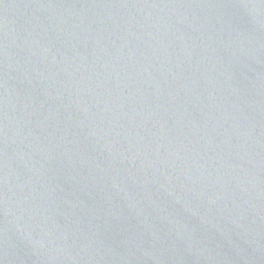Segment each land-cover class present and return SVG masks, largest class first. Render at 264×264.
Returning <instances> with one entry per match:
<instances>
[{
	"label": "water",
	"instance_id": "95a60500",
	"mask_svg": "<svg viewBox=\"0 0 264 264\" xmlns=\"http://www.w3.org/2000/svg\"><path fill=\"white\" fill-rule=\"evenodd\" d=\"M0 264H264V0H0Z\"/></svg>",
	"mask_w": 264,
	"mask_h": 264
}]
</instances>
